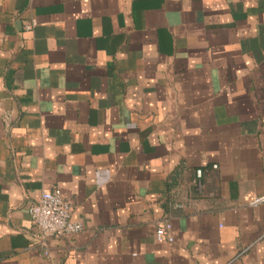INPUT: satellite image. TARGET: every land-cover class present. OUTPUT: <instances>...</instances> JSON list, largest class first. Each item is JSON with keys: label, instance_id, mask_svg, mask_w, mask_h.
Instances as JSON below:
<instances>
[{"label": "crops", "instance_id": "obj_1", "mask_svg": "<svg viewBox=\"0 0 264 264\" xmlns=\"http://www.w3.org/2000/svg\"><path fill=\"white\" fill-rule=\"evenodd\" d=\"M262 192L264 0H0V264H264Z\"/></svg>", "mask_w": 264, "mask_h": 264}, {"label": "built area", "instance_id": "obj_2", "mask_svg": "<svg viewBox=\"0 0 264 264\" xmlns=\"http://www.w3.org/2000/svg\"><path fill=\"white\" fill-rule=\"evenodd\" d=\"M32 24H26L30 29ZM196 177H200V170L196 171ZM264 204V192L253 195L248 200L250 206ZM30 216L33 236L39 238L42 243L46 239L59 238L79 232L82 226L71 218V204L63 196L62 191L57 188H44L40 190L36 200L27 206ZM172 225L168 220L158 222L155 228V238L159 242H172Z\"/></svg>", "mask_w": 264, "mask_h": 264}]
</instances>
